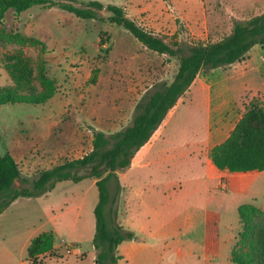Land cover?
Here are the masks:
<instances>
[{
    "label": "rangeland",
    "instance_id": "rangeland-1",
    "mask_svg": "<svg viewBox=\"0 0 264 264\" xmlns=\"http://www.w3.org/2000/svg\"><path fill=\"white\" fill-rule=\"evenodd\" d=\"M98 1L123 7L148 31L169 42H182L185 48L225 36L234 18L247 19L264 11V6H248L247 0ZM98 13L110 15L105 9ZM0 33L16 37L13 43L0 45V86L14 83L10 68L17 61L33 72L31 81L36 87H40L36 78L39 66L55 86L53 97L42 104L0 105V152L13 155L22 173L15 188L31 187L41 171L89 153L94 129L112 133L126 126L143 93L158 81L171 82L179 66L177 59L147 49L117 23L82 19L57 6H33L19 14L8 11ZM209 71H202L200 77H206ZM253 97L264 100V92L248 95L245 104ZM205 119L199 102L182 105L168 123L166 132L174 134L170 141L163 142V148L171 150L185 144L192 128L200 129ZM140 153L142 150L133 163L142 164ZM171 154L162 153L155 159L156 163L146 170L151 177L148 182H138L142 173H133L139 190L132 195L129 208L120 190L117 201L107 208V219L116 209L122 213L121 222L127 214L129 222L136 220L137 228H141L142 205L147 204L163 209V221L172 218L178 226L184 218V214L179 216L182 210L206 209L209 238L220 245L217 250L221 257L213 262L231 264L240 226L239 204H264V174L250 178L262 193L255 201L242 194L244 186L252 185L240 175L227 177L226 190L206 193L204 183H198L203 178L198 161L187 162ZM142 183L148 188L143 194ZM108 186L113 197L117 181L111 180ZM97 202L98 190L92 178L56 183L41 198L20 197L0 214V264H20L27 258L23 246L27 235L47 230L56 232L54 245H59L56 252L62 258H47L45 264H96L93 210ZM120 220L117 215L119 224ZM195 233L196 239H200V233L202 237L200 230Z\"/></svg>",
    "mask_w": 264,
    "mask_h": 264
},
{
    "label": "trees",
    "instance_id": "trees-1",
    "mask_svg": "<svg viewBox=\"0 0 264 264\" xmlns=\"http://www.w3.org/2000/svg\"><path fill=\"white\" fill-rule=\"evenodd\" d=\"M33 6H57L82 19L117 23L147 49L173 57L179 62L171 82L158 81L143 93L126 126L112 133L94 129L89 153L41 171L32 180L31 187H14L15 181L21 177V170L13 155L0 152V214L19 197L41 196L56 183L94 179L98 190V202L93 210L96 264H117L121 258L118 246L134 236L117 222L116 209L108 213L107 219V208L111 202L117 201L121 190L118 172L131 166L136 153L149 142L202 71L239 62L255 45L264 47V11L247 19L234 18L232 29L225 36L213 41L188 44L185 48L182 42H169L163 36L148 31L128 16L123 7L114 4L105 6L98 0H0V24L8 11L19 14ZM104 9L110 13L108 17L99 15L98 11ZM15 38L0 33V45L11 44ZM11 66L14 83L0 86V105H39L53 97L54 81L47 76L43 66L38 67L36 76L39 88L32 84L33 72L23 66L21 61ZM244 108L229 136L212 149L214 165L227 173L264 171V100L253 97ZM111 180L117 181V192L113 197L108 186ZM238 214L240 226L231 251V263L264 264V210L254 204H242ZM54 241L52 230L34 236L27 246V264H45L47 258H62L56 252Z\"/></svg>",
    "mask_w": 264,
    "mask_h": 264
},
{
    "label": "crops",
    "instance_id": "crops-1",
    "mask_svg": "<svg viewBox=\"0 0 264 264\" xmlns=\"http://www.w3.org/2000/svg\"><path fill=\"white\" fill-rule=\"evenodd\" d=\"M247 1L249 2L248 6H264V0ZM201 73L188 92L170 110L166 119L155 131L149 142L139 150H142V154H139V160H142V164H136L132 161L129 168L118 172L122 197L125 198V205H128V208L132 202V195H136L139 190L135 184L137 178H133V173H142V180L138 178V182H148L151 177L146 175V170L156 163L155 159L162 153L168 154L170 151L172 152L170 155L172 158L179 157V159H186L187 162L190 159L192 163H194L193 161H198L203 170V178L198 179V183H204L202 189L206 193H211L212 190L219 188L226 190L227 177L233 174L249 179L248 181L252 185L250 187L244 186L243 195L249 196L255 201L262 194L261 190L257 189L258 186L254 185L256 181H252L250 178L253 180L261 178L264 171L247 173L221 171L212 161V149L229 136L230 131L244 112L245 102H247L246 97L264 92V47L255 45L243 60L225 67L210 69L205 74L206 77L201 78ZM184 99H187L186 103H184ZM196 102L202 104L206 116L201 128L196 129L193 127L190 133L191 138L187 139L185 144L173 147L171 150L164 149L163 145L168 140L170 141L173 137L172 134H174L170 130L166 132L168 123L182 105L187 103L193 105ZM221 127L225 130H221ZM164 141L165 143H163ZM194 180L197 181L196 179ZM143 183L142 194L144 190L148 189L146 188V183ZM159 185L161 186L162 182ZM150 190L157 192L153 188ZM162 192L163 189L159 193ZM242 204H239V207ZM254 205L264 210V204L261 206ZM163 212L164 210L156 207V205H142L141 228H137L136 220L130 223L131 219L129 215L128 218L126 217L127 214L124 215V222H121L122 213L118 212L120 225L126 231L132 232L135 237L134 239L123 241L118 246V254L121 258L117 264H211L221 257L220 252L217 250L220 245L212 243L209 238L211 230L208 229V219L206 217L208 213L206 209L190 207L186 212L182 210L179 216L184 214V218L178 226H174L172 223L174 219L172 218L163 221ZM190 214H192L191 217L189 216ZM199 230L202 232V237L200 233V239H196L198 233L196 234L195 231L198 232ZM53 232L56 235L54 230ZM37 234L32 232L27 235L23 243L26 249L30 240ZM54 246L56 249L59 245ZM25 263H27V258L20 262V264ZM212 264L215 263L213 262Z\"/></svg>",
    "mask_w": 264,
    "mask_h": 264
}]
</instances>
